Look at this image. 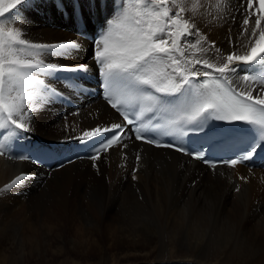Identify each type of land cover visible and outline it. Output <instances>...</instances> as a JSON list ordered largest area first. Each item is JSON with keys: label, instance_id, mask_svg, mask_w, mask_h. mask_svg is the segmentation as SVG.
Listing matches in <instances>:
<instances>
[{"label": "bare ground", "instance_id": "6f19581e", "mask_svg": "<svg viewBox=\"0 0 264 264\" xmlns=\"http://www.w3.org/2000/svg\"><path fill=\"white\" fill-rule=\"evenodd\" d=\"M136 2L143 9L140 15ZM246 4L247 0H167L159 7L161 11L170 9V15L183 8L181 17L189 20V27L190 17H194L200 34L188 37L196 47H188L186 57L191 52L193 58L220 66L228 54L246 55L253 44L257 53L264 54V38L260 37L264 9L259 0H253L249 24L244 26ZM153 10L150 0H23L0 16L5 30L20 31L30 44L76 45L39 57L43 63L87 66L86 71L39 73L44 80L39 87L48 89L43 99L38 90L13 91L6 85L4 104L17 103L33 111L28 114L27 132L16 130L11 135L12 126L0 127V144L7 153L0 155V189L17 176H26L7 191H0V256L4 244H16L23 260L19 256L15 262L24 264L29 260L25 246L31 247L28 255L34 256L54 240L63 239L59 224L43 226L50 217H58V211L68 216L86 243L99 244L98 234L105 232L112 245L127 243L140 248L143 264H264V171L241 166L207 168L171 150L141 143L117 144L95 161L76 158L64 163L75 156L72 153L81 144L78 138L84 131H102L119 122L115 112L95 96L93 77L98 69L91 59L94 45L76 36L77 25L99 26L105 15L110 24L104 34L125 17L129 18L127 27H134L131 21L138 19L147 29L150 24L155 26V17L146 14ZM256 19L261 20L259 27ZM172 31L183 43L175 35L183 31L182 20ZM213 42L219 53L201 51ZM226 74L245 89L249 85L241 82L244 75L259 77L264 72L259 65L241 64L238 71ZM250 86L256 89L262 85ZM28 95L33 99H26ZM20 156L31 159H18ZM36 156L44 161L36 163ZM58 156L61 161L56 160ZM249 219L259 222L248 228ZM35 226L43 232L39 240L26 235ZM77 235L69 244L79 243ZM102 263L110 264L104 258Z\"/></svg>", "mask_w": 264, "mask_h": 264}, {"label": "snow or ice", "instance_id": "6c2138e0", "mask_svg": "<svg viewBox=\"0 0 264 264\" xmlns=\"http://www.w3.org/2000/svg\"><path fill=\"white\" fill-rule=\"evenodd\" d=\"M150 2L154 10L146 14L155 17V26L150 24L146 29L141 26L140 20L135 19L131 21L135 26L127 27L126 24L129 18L125 17L106 34H103L102 38L94 42L93 59L99 66L105 89L109 92L108 101L112 108L120 111V106L128 104L129 97L126 88L129 84L139 86L137 90H142L143 87L147 86L157 93L168 96H179L183 95L185 91H189V95L192 97L190 104L192 115L189 119H206L211 116L220 121H243L253 126L256 138L249 144L245 153L240 154L239 158H230L222 163L234 167L239 163L250 160L257 152L258 141H264V75L259 77L244 75L241 82L249 86L243 90L233 87L230 81L227 82V85L222 81L225 80L226 73L238 71L241 64L252 67L259 65L261 72H264V54L257 53L256 45L253 44L246 55L228 54L224 58L226 62L220 66L210 63L208 59L193 58L194 54L191 52L186 57L185 50L188 47H196V44L191 43L188 37H196L200 34L199 29L196 28L194 17H190L192 22L189 27V20L181 17V12L184 11L183 8L170 15V9L163 7L161 11L159 7L166 5L167 0H150ZM21 3L22 0H12L9 7L0 8V16L8 12L9 8H15ZM259 3L261 9H264V0H259ZM252 7L253 0H247L248 15L243 20L244 26L249 24ZM181 20L183 21V31H177L175 35L179 36L183 43L174 38L172 31ZM3 23V21H0V127L12 126L11 135H15L16 130L29 131L28 114L33 109L31 107L25 108L17 103L4 104L6 85H11L13 91L17 88H24L29 92L38 90L41 99H43L48 89L39 87L44 85V80L40 78L39 73L50 70L86 71L87 66L79 65L68 68L43 63L39 57L46 54H57L52 52L57 48H74L76 45L74 43L61 45L30 44L21 38L20 31L10 27L5 30ZM255 24L259 27L261 20L256 19ZM252 35L255 37V30H253ZM260 37L264 38V32L260 33ZM212 49L217 53L220 51L214 42L209 46V49H201V51L207 52ZM196 64H200L201 68L195 69ZM169 68L172 70L171 73L167 71ZM204 69H212L213 72L220 75L213 77L212 72ZM172 73L175 75L173 76ZM200 76L205 77V81L197 83L193 89V81H198ZM252 83H260L262 86L253 89L250 86ZM113 91L120 93V98L115 101L112 99ZM254 91L257 93L255 96L253 95ZM9 95L11 96V92ZM146 98L152 99L153 97L149 95ZM26 99L32 100L33 96L28 95ZM124 119L130 124L133 123L127 114L124 115ZM117 129H120L121 133L123 132L121 124H112L103 130L113 132L112 137L102 136L100 128L83 132L78 139L85 147L89 139L101 135L98 143L94 141V154L89 157L90 159L95 161L102 151L122 143L121 135L115 132ZM196 130H200L199 127ZM136 138L142 139L143 137L138 135ZM146 142L155 143L154 139L150 138ZM157 146L160 145L157 144ZM123 147H127V145L125 144ZM259 147H264V143H260ZM176 150L181 151L183 149L177 147ZM6 154L5 146L0 144V155ZM186 154L193 155V153L187 152ZM194 158L204 160V155L195 154ZM18 159H31V157L20 156ZM137 159H139V156H137ZM210 166L213 169L217 167L215 163H210ZM25 178L24 174L17 176L0 191H7ZM133 178L135 179V177Z\"/></svg>", "mask_w": 264, "mask_h": 264}, {"label": "rangeland", "instance_id": "374dc122", "mask_svg": "<svg viewBox=\"0 0 264 264\" xmlns=\"http://www.w3.org/2000/svg\"><path fill=\"white\" fill-rule=\"evenodd\" d=\"M11 3L12 0H0V8L9 7ZM137 4L138 3L136 2V5ZM88 77L90 78V76ZM57 214L59 215L58 217H50V220L48 217H45L48 221L44 223L43 226L54 228L59 224L61 226V233L64 237L63 239L65 240L61 238L54 240V243L52 242L51 245L44 246V248H42L43 251L41 250L40 252H35L34 256L28 255L31 251V247L25 246L23 250L26 257H29V260L27 259L29 262L27 261L24 264H103V258L104 261L107 260L110 264H143L145 261L140 248L131 246L127 243L112 245V243H108V241H106L107 235L105 232H103L102 235L95 233L98 234V238L100 239L99 244L94 245L86 243L82 237H78L77 228H73L70 225L68 216L61 214L58 211ZM111 218H114V216H111ZM258 222L259 219H249L245 225L248 226V228H253L258 224ZM76 226L79 227V223H77ZM42 233L43 232L39 229V227L35 226L32 231H27L26 235H30L32 238L37 237L39 240ZM76 235L80 239L79 243L77 242L76 245L69 244V239L72 238V236L75 237ZM83 241L86 245H83ZM2 249L3 251L0 259H2L3 264H10L9 260L11 259L12 261L14 260V262L17 259L19 261V258L21 257L19 252L21 250H16V244L12 245L10 243H6L3 245ZM15 250L17 252H15ZM12 255L13 257L11 258ZM20 259L23 260V257ZM15 264H18V262H15ZM146 264H148V262Z\"/></svg>", "mask_w": 264, "mask_h": 264}]
</instances>
